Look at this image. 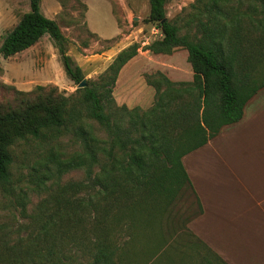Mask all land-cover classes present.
<instances>
[{"label": "trees", "instance_id": "trees-1", "mask_svg": "<svg viewBox=\"0 0 264 264\" xmlns=\"http://www.w3.org/2000/svg\"><path fill=\"white\" fill-rule=\"evenodd\" d=\"M198 2L177 23L166 17V0H148L146 21L161 37L143 49L165 55L185 49L192 78L145 73L154 90L147 109L117 104L112 94L120 69L138 53L137 42L119 50L97 80L86 78L67 96L57 86L42 98L37 93L43 85L28 91L10 86L26 99L0 108V205L11 213L0 221V264H120L126 260L118 244L122 230L152 225L163 199L188 184L182 157L241 119L246 102L264 87V0ZM40 3L29 0L0 54L8 58L47 34L77 85L85 75ZM21 144L31 146L34 157L26 172L14 176ZM78 170L81 180L62 181ZM185 231L199 241L187 226ZM197 254L199 264H214L207 251Z\"/></svg>", "mask_w": 264, "mask_h": 264}, {"label": "rangeland", "instance_id": "rangeland-1", "mask_svg": "<svg viewBox=\"0 0 264 264\" xmlns=\"http://www.w3.org/2000/svg\"><path fill=\"white\" fill-rule=\"evenodd\" d=\"M196 4L200 5L201 2L198 0H166V17L182 23L188 14L195 10ZM40 8L46 17L58 23L67 38V53L75 61H80L87 70L96 62L95 59L99 58L97 55L102 56L109 47L116 48L121 43L137 42L141 57L132 66L145 67L146 64L147 68L134 75L132 87L144 99L148 98L141 90L142 82L145 81V73L160 70L170 79L172 76H176L179 80L192 78L191 67L187 66L189 63L184 58L186 51L183 52L182 48L175 49L173 52H176L170 56L148 58L144 55L145 53H142L145 51L143 43L161 37L159 28L146 21L149 12L148 0H41ZM28 9L29 0H0V44L20 16ZM250 10L255 18L260 17L254 8ZM37 42L39 43L24 56L12 55L10 56L12 58H3L0 54V108L3 111L18 102L20 98L26 99V96L16 94L10 87L18 89L11 83L14 80L11 77H16V72L30 83L28 88L18 90L27 91L36 85L45 86L44 90L36 92L41 98L50 91V86H57L58 91L66 96L77 88L62 73L63 68L57 48L51 38L45 34ZM101 66L100 61L97 60L96 72H93L91 77V74L88 75L87 78L97 80L102 72L99 71ZM148 88L154 91L151 87ZM153 98L149 99L148 104L143 99L141 104L144 107L134 106L147 109L152 105ZM30 147L21 144L16 148L12 169L14 176L19 172H26V165L33 160L34 156ZM82 178L83 174L78 170L64 174L62 181H79ZM1 200L3 199L0 197ZM35 201H37L36 198L33 199V202ZM159 207L152 225H128L129 229L122 230L118 244L125 251L126 260H121L120 264H199L201 260H198L197 251L204 254L206 250L185 231L186 223L196 212L197 207L187 183L183 181V189L179 190L174 197L163 199ZM8 217H11L10 211L0 205V221H8L10 219ZM143 217H147V214H143ZM155 249L157 254H152L150 251ZM211 260L217 264L216 259L211 258ZM86 261L76 260L75 262L85 264Z\"/></svg>", "mask_w": 264, "mask_h": 264}, {"label": "crops", "instance_id": "crops-1", "mask_svg": "<svg viewBox=\"0 0 264 264\" xmlns=\"http://www.w3.org/2000/svg\"><path fill=\"white\" fill-rule=\"evenodd\" d=\"M38 43L14 55H27ZM129 43L109 47L102 56L97 55L99 58L95 59L89 70L80 61L76 62L85 72V78L90 74L91 77L97 70V60L102 65L101 72ZM140 52L138 50L137 55L123 65L113 87L116 102L128 107H144L141 104L144 98L132 87L134 75L147 68L146 64L145 67L132 66L141 57ZM142 53L148 58L165 55L148 50ZM186 57L187 51L184 54ZM187 66L191 67L190 64ZM62 73L65 74L64 70ZM15 76L11 77L15 87L21 89L30 86L24 76L17 72ZM172 80L179 79L172 76ZM142 83L141 90L148 96L144 99L148 104L154 91L149 90L151 86L145 81ZM182 164L189 180L188 188L197 206L186 224L199 241L193 240L203 243L201 246L204 250L226 264H264V87L246 102L241 119L223 126L217 136L185 154Z\"/></svg>", "mask_w": 264, "mask_h": 264}, {"label": "water", "instance_id": "water-1", "mask_svg": "<svg viewBox=\"0 0 264 264\" xmlns=\"http://www.w3.org/2000/svg\"><path fill=\"white\" fill-rule=\"evenodd\" d=\"M86 85V78H84L80 83L76 85V87H84Z\"/></svg>", "mask_w": 264, "mask_h": 264}]
</instances>
